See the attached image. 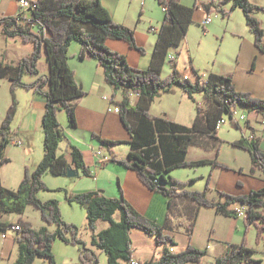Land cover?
Returning <instances> with one entry per match:
<instances>
[{"label": "trees", "instance_id": "obj_1", "mask_svg": "<svg viewBox=\"0 0 264 264\" xmlns=\"http://www.w3.org/2000/svg\"><path fill=\"white\" fill-rule=\"evenodd\" d=\"M161 7H166L162 25L157 29V40L147 69L132 67L126 56L107 47L108 40H122L131 49L145 54V48L138 45L133 29L116 23L100 0H39L31 19L23 25L15 17L0 18V28L7 38H18L25 44H32L31 54L17 64L0 63V81H11L13 102L0 126V168L10 162L6 149L10 144V133L17 113L15 91L18 88L34 90L46 98V108L42 119L44 132V156L37 167L26 169L25 177L16 191L0 186V235L7 234L14 227L19 257L14 264H36L37 258L44 259L46 264H57L53 251L56 241L80 248L78 264H99V252L105 253L108 264H132L134 251L130 233L133 229L141 230L155 238L158 245L176 246L173 235L165 228L138 213L124 198L120 189V198H110L100 191H89L68 197L70 203H77L86 211V224L83 229L91 232L90 243L83 238V232L75 224L63 219L60 203L57 200L43 201L39 194L48 191L44 177L48 174L64 176L69 167L81 172L84 177H93L84 162V155L76 146L69 147V158L59 155V147L66 140L61 129L58 114L65 112L70 128L77 127L76 101L85 96L74 70L68 64L69 47L73 42L80 45L79 57H91L104 72L105 81L112 87V103L119 107L121 121L128 131L131 140L130 151L125 159L113 156V163H118L136 172L140 181L151 191L164 196L188 199L198 206L215 208L219 215L239 218L237 207H248L244 218L247 230L257 228V243L264 241V188L248 195L234 196L221 192L222 199L210 200V177L204 191L187 190L185 187L198 181L192 179L182 182L171 173L182 168H227L218 162L219 147L215 159L189 161L188 154L201 137L220 141L216 129L218 121L226 113L242 107L249 112L264 115V100L252 93L237 91L233 75L210 74L206 80L194 72L196 79H186L177 66L171 62V73L162 77L164 65L173 48H179L186 41L195 12L203 9L205 13L221 14L230 18L236 10L244 14L246 25L254 36L255 47L264 53V29L257 19L256 12L264 11L263 6L249 0H211L207 3L196 2L193 7H186L181 0H158ZM230 5L229 8L226 6ZM47 54L49 73L42 75L39 63ZM255 64V61H254ZM26 77L35 81L27 83ZM174 87H179L190 99L204 92L208 99L205 111L197 106V116L191 126L179 123L166 115L156 116L151 112L152 104L168 94ZM125 91L121 101H116L119 91ZM136 96L135 103L130 95ZM237 128H240L238 125ZM94 138L101 140L97 135ZM110 150L122 142L102 140ZM233 146L248 151L252 157L253 168L264 171V151L259 141L242 137L231 143ZM28 207L41 213L42 220L48 226H55L50 232L47 228L34 229L33 225L20 218L17 223H4V214H24ZM171 208V201L169 202ZM120 219H116V215ZM100 222L108 224L100 229ZM194 223L188 227V238L191 240ZM201 250L188 244L180 252H171L166 247L159 259L138 264H201L207 256ZM255 251L248 247L247 238L239 246H233L229 252L218 258L215 264H264L253 259Z\"/></svg>", "mask_w": 264, "mask_h": 264}, {"label": "crops", "instance_id": "obj_2", "mask_svg": "<svg viewBox=\"0 0 264 264\" xmlns=\"http://www.w3.org/2000/svg\"><path fill=\"white\" fill-rule=\"evenodd\" d=\"M100 1L116 23L135 31L138 45L149 49L151 55L147 57L148 54L143 55L138 52L140 54V56H138L136 53L137 51L131 49L128 43L122 40H108L106 43L107 47L126 56L132 67L140 70L147 69L151 61L157 36H153V39L139 40L138 31L143 27L148 29V32L151 34L154 33L151 31L152 28L159 29L161 27L164 13H162V17L160 18L159 13L162 9L159 1ZM198 1L207 3L211 0H181V3L186 7H193ZM250 2L259 4L258 0H250ZM229 7L230 5L226 6V8ZM200 11L205 14L203 9H198L195 12V15ZM18 12L19 5H16L15 10L10 9L8 6L3 7L0 12V18L14 17ZM195 15L193 24L202 23L205 17L199 22L196 20ZM256 16L258 17V13H256ZM0 37V63L15 65L21 59L31 54L34 49L32 44H25L18 38H7L3 35L2 29L0 30ZM172 50L175 52L179 51L178 48H173ZM175 52L172 54L174 55ZM79 53L80 45L72 43L69 47L68 64L70 68L74 70L76 81L85 92V96L76 101V128L69 127L65 112H60L58 114L61 129L66 135V140L60 145L58 154L69 158V147L71 145L76 146L83 153L84 162L91 170L93 177H84L79 171V176L76 177V180L78 181L75 183H69L68 181H62V179L54 180L52 177L55 176L48 174L44 177V181L49 190L40 193V199L44 201L48 200V197L43 196V194L51 192V190L59 189L62 191L67 189L65 190L66 202L69 205H73V203L68 201L69 196L89 191H100L107 197L120 198V189H122L125 200L138 213L157 222L160 226L165 228L167 233L174 236L176 241V246L173 247L175 249L174 252L183 251L188 244L191 243L196 248L206 250L208 253L201 264H215L216 260L225 256L231 247L241 245L246 236L248 247L255 251L253 259L264 262V257L260 254L264 251V241L257 243V228L251 226L247 230L243 218L225 217L219 215L215 208L201 207L184 198L170 199L161 193L151 191L140 181L136 172L121 164L110 162L103 167L98 165L95 153L98 150H102V140L122 142L129 145L128 142L131 140V137L124 127L119 113L109 111L114 91L105 81L102 67L91 57L81 59ZM172 54L170 55L173 56ZM254 54L255 57L252 63V70L258 71L259 66L262 67L263 70L264 53H261L255 47ZM141 55L145 56V58L143 59ZM182 56L181 53V55H179L180 59L178 57H174L173 59L178 61L177 69L182 75L188 76L189 79L194 81L196 75L192 67H190V69L185 67L184 72L181 70L180 65ZM39 69L42 75H47L49 73V64L46 53H44V56L39 63ZM233 78L235 84L236 76L233 75ZM25 81L27 83H32L35 81V78L30 77V80L25 78ZM260 90L261 89H253L248 90L247 92L252 93L256 98L261 99V96L259 95ZM124 93L125 91L123 90L119 91L116 96V101H121L124 97ZM14 97L17 101V113L12 132L9 136L10 144L6 149V155L10 159V162L0 168V186L12 191L18 189L25 177L26 169L33 171L43 159L45 136L42 129V119L46 108V98L43 95L36 93L34 90L18 88L15 91ZM161 98L162 96L159 99ZM130 100L132 103H135L136 96L133 94L130 95ZM12 102L11 81L7 79L0 81V126L5 119ZM166 116L172 120L178 121L169 115ZM195 118L193 119V122L195 121ZM263 122V114L251 112V116L247 117L245 125H240L239 133L234 138L223 137L221 134L222 129H220L218 131V137L221 142L215 140L214 148L210 145L211 141L208 137L199 138L198 142L191 147L188 154L189 161L215 159V150L219 147L218 162L225 165L227 168H212L209 166L210 169H205L200 175H188V178L185 180L184 178L176 176L174 173L175 171H173L171 175L183 182L202 178L201 181L203 185H199V182H201L199 181L197 184L195 183V186L193 184L186 186L185 188L187 190H204L207 178L210 177L208 198L214 201L222 199L219 192L234 196H242L263 189L264 171L261 169L252 171L253 163L251 154L248 151L231 144L234 141L240 140L242 137H254L259 141L260 147L264 151ZM179 123L185 124L181 121H179ZM94 134L101 140L94 138ZM15 141L22 142V146L16 145L14 143ZM116 148L117 147L113 146L110 150L108 149V151H102L105 153L110 152L112 156H116L117 159H125L129 152L125 155L119 156L115 151ZM205 150H209L208 154H206L207 156L204 154L206 152ZM9 166L13 167L9 169ZM56 178L67 177L61 176ZM170 201L171 208H169ZM30 208L31 207H28L22 215L4 214L1 221L4 223L15 224L20 218H22L23 220L29 221L36 230L47 228L50 231V227L41 219V215L39 217L40 221H38L37 225L33 224L32 220L27 217V212ZM116 219H120L119 214L116 215ZM192 222L194 223V230L192 232L191 240H189L188 227ZM140 234L139 230L133 229L130 233L132 241L134 235L139 237ZM3 235H0V264H14L19 257L16 232L10 230L7 234ZM153 239L155 240V238ZM166 247L169 248L170 245H158L155 248V254L149 259L154 260L157 255L161 258L164 255ZM132 249L134 251L135 261H151H143V258L137 254L133 245ZM15 251H17V253H15Z\"/></svg>", "mask_w": 264, "mask_h": 264}, {"label": "rangeland", "instance_id": "obj_3", "mask_svg": "<svg viewBox=\"0 0 264 264\" xmlns=\"http://www.w3.org/2000/svg\"><path fill=\"white\" fill-rule=\"evenodd\" d=\"M258 2L259 4L256 5L264 7V0H258ZM16 5H18L17 0H0V12L3 7L7 6L10 7V9L15 10ZM162 13H164L163 9L159 13L160 18L162 17ZM256 13H258V17H256L262 23V27L264 29V11H257ZM210 16L213 19L212 24L208 25L206 29L202 27V23L192 24L189 28L186 41L181 45V47L178 48L179 51L175 52L172 50L170 54L175 52L174 55L172 54L173 57H178L180 59L179 55L182 53L183 56L181 57L180 66L183 72L185 67L187 69L192 67L194 72H197L199 76L203 77L204 80H206L211 73L235 75V84L238 89L237 91L247 92L248 90L261 89L259 91V95L261 96V99H264V69L262 70V67L259 66L258 71L252 70V63L255 57L254 36L250 33V30L246 25L243 12L241 10H236L230 18H224L221 14L216 13H213ZM204 17L206 18L207 14H204L202 11L195 15L196 20L199 22L202 21ZM155 35L156 33L150 34L148 29L143 27L138 31L139 40H147L149 38L153 39V36ZM73 43H75V45H79L77 42ZM145 52V54H148L147 57L151 55V51H149V49L145 48ZM136 53L138 56H140L138 52ZM142 57L143 59L145 58V56ZM170 62L171 61L168 57L162 71V77L164 78L169 76L171 73L172 68ZM173 63L175 66H177L178 61L174 60ZM26 79L30 80V77H26ZM195 79L196 76L194 80ZM198 105H200L205 111L208 108L209 103L204 92L195 94L194 100H192L179 87H174L170 93L162 94V98H158L152 104L151 112L158 116L169 115L172 118L178 120L177 122L181 121L186 125L191 126L193 124V119L195 116H197L196 114ZM238 111L239 115L243 114L246 117L251 116V112L242 107H238ZM224 118L227 123L223 125L221 134L225 138H234L238 135L239 128L231 124L230 114L226 113ZM240 125H245V122H241ZM210 141V145L212 148H214L215 139L210 138ZM115 147H117L115 151L119 156L125 155L130 150V146L125 143L118 144ZM102 150L108 151V148L102 145ZM208 151L204 153L205 156H207L206 154H208ZM12 167L13 166H9V169ZM208 168L209 166H202L196 169L182 168L175 170L174 173L176 176H179V178H184L185 180L188 178V175H200L202 171ZM52 179H62V181H68L69 183H75L78 181L76 180L77 178L52 177ZM197 179L198 181L195 182L196 184L202 180V178ZM195 183H193L194 186L196 185ZM200 184L203 185L202 181L199 182V185ZM204 186L206 187V185ZM65 190L67 189L62 191L59 189L51 190V192H47L43 194V196L48 197V200H58L60 203L63 219L68 223H72L80 227L83 232L84 240L90 243L93 234L83 229L87 222L86 211L77 203L69 205L66 202ZM220 193L221 192H219V194ZM40 215L41 213L38 210H35L33 207H31L27 212V217L32 220L33 224L35 225H37L38 221H40ZM107 226L108 224L105 222H100L99 224L100 229ZM49 227L51 232L55 230V226ZM139 231L141 233L139 237L136 235L133 236V248L136 250L137 254L143 258V261L151 260L149 258L155 254V248L158 246V244L153 238L145 234L143 231ZM171 249L175 250L173 247H171ZM53 251L57 260V264H78L80 262V248L78 246L68 245L59 240L56 241ZM15 253H17V251H15ZM260 254L262 257H264V251H262ZM98 257L99 264H108V258L105 253L99 252ZM157 258H159L158 255L155 257V259ZM36 264L46 263L44 259L37 258Z\"/></svg>", "mask_w": 264, "mask_h": 264}, {"label": "built area", "instance_id": "obj_4", "mask_svg": "<svg viewBox=\"0 0 264 264\" xmlns=\"http://www.w3.org/2000/svg\"><path fill=\"white\" fill-rule=\"evenodd\" d=\"M39 0H17L18 5H19V12L16 16H14L19 23L25 25L28 23V21L31 19V15L33 13V11L37 8V3ZM163 12L166 11V7H162ZM213 23V19L211 18L210 15H208L203 21H202V27L204 29L207 28L208 25ZM157 29L156 28H152V32H156ZM170 60H173L174 57L173 56H169ZM186 79H188V76H185ZM110 112H115V113H119V107L117 105H115L114 103L111 102L110 108H109ZM230 118H231V124L235 127H237L238 125L240 126L241 122H247V117L243 114L239 115V111H238V107L234 108L230 114ZM227 123V121L225 120V118H221L216 126L217 131H219L220 129H222L223 125H225ZM264 123V122H263ZM252 137L248 138L251 139ZM16 145L18 146H22V142L20 141H15L14 142ZM95 156L97 157V163L99 166L103 167L105 165H107L108 163H110L112 161V154L109 153H105L102 150H98L95 153ZM247 209L248 207L245 206H240L236 208V211L238 213V216L240 218H245L247 215ZM12 230L17 231L19 230V227H14ZM4 236V235H3ZM171 252H174L173 249H171ZM132 264H138L137 261H133Z\"/></svg>", "mask_w": 264, "mask_h": 264}, {"label": "water", "instance_id": "obj_5", "mask_svg": "<svg viewBox=\"0 0 264 264\" xmlns=\"http://www.w3.org/2000/svg\"><path fill=\"white\" fill-rule=\"evenodd\" d=\"M79 176V170H76L72 167H69L66 173L64 174V177L67 178H76Z\"/></svg>", "mask_w": 264, "mask_h": 264}, {"label": "bare ground", "instance_id": "obj_6", "mask_svg": "<svg viewBox=\"0 0 264 264\" xmlns=\"http://www.w3.org/2000/svg\"><path fill=\"white\" fill-rule=\"evenodd\" d=\"M133 261H135V260H133Z\"/></svg>", "mask_w": 264, "mask_h": 264}]
</instances>
